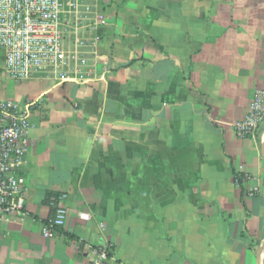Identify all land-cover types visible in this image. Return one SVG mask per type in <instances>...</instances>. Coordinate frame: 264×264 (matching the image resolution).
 Returning <instances> with one entry per match:
<instances>
[{"label":"crops","instance_id":"crops-1","mask_svg":"<svg viewBox=\"0 0 264 264\" xmlns=\"http://www.w3.org/2000/svg\"><path fill=\"white\" fill-rule=\"evenodd\" d=\"M92 5L96 81L0 83L1 99L36 103L0 264H264V125L235 130L264 90V0Z\"/></svg>","mask_w":264,"mask_h":264},{"label":"built area","instance_id":"built-area-1","mask_svg":"<svg viewBox=\"0 0 264 264\" xmlns=\"http://www.w3.org/2000/svg\"><path fill=\"white\" fill-rule=\"evenodd\" d=\"M94 1L0 0V83L40 76L59 85L86 86L96 81L102 60L97 40L86 30L93 21ZM35 106V102L21 105L0 98V230L7 216L25 209L27 186L20 172L28 154ZM262 125L264 90H257L247 118L235 126L236 134L240 139H254ZM258 193L256 188L250 196ZM66 201L65 194L53 200V216L42 228L44 238L61 235L68 218ZM98 256L108 260V250H99Z\"/></svg>","mask_w":264,"mask_h":264},{"label":"water","instance_id":"water-1","mask_svg":"<svg viewBox=\"0 0 264 264\" xmlns=\"http://www.w3.org/2000/svg\"><path fill=\"white\" fill-rule=\"evenodd\" d=\"M263 149H264V141H263Z\"/></svg>","mask_w":264,"mask_h":264}]
</instances>
